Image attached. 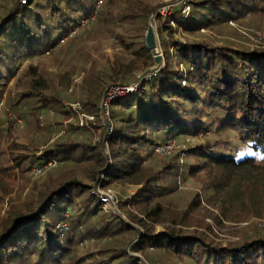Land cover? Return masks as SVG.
<instances>
[{
  "label": "trees",
  "instance_id": "1",
  "mask_svg": "<svg viewBox=\"0 0 264 264\" xmlns=\"http://www.w3.org/2000/svg\"><path fill=\"white\" fill-rule=\"evenodd\" d=\"M2 2L5 4L0 8V116L10 79L16 77L20 66L56 51L64 39L69 45L76 42L101 17L104 5V0ZM181 7L165 19L162 33L172 29V24L189 38L202 31L219 35L230 31L232 22L264 12V0H188ZM147 13L143 18L133 19L147 20L150 10ZM83 21L88 24L77 31ZM162 42L167 49L166 67L144 79L137 91L112 101L110 109L115 102L118 109L115 119L110 110L109 124L104 127L92 124L93 130L71 124L65 133L68 138L43 155L40 147L35 151L33 148V153L17 154L20 151L11 146L9 151L12 155L16 153L14 156L0 152V176L15 182L16 171L25 175L34 164L42 166L51 158L63 162L58 170L94 161L99 165V173L105 175L102 187L123 180L140 186L131 203L138 209L157 207L148 213L150 217L161 212L158 205L177 193L180 184L207 173L218 175L203 190L208 203L219 202L223 207L261 216L259 211L264 212V47H219L204 39L186 42L173 39L168 44L162 38ZM169 45L175 56L171 55ZM135 53L146 59L145 69L155 67L154 56L146 43H141ZM181 67L186 70H180ZM124 70L110 67L102 82L129 84L130 75ZM32 83L33 92L23 94L22 99L33 107L29 118L35 121L37 131H41L40 113L53 109L59 117L68 115L63 111L66 100L48 93L49 85L43 77ZM103 90L89 91L81 99L84 110L98 119ZM57 123L62 125V121ZM11 127L10 121L7 125L0 123L1 132L5 129L9 133ZM99 127L102 132L93 145L94 130ZM46 128L45 132L49 133L51 123ZM190 134L203 135L206 142L189 150L183 164L179 157L167 160L156 157L158 146L175 138L185 139ZM235 141L241 146L236 147ZM55 174L50 175L36 199L30 195L23 205L15 207L2 227L0 264H143L135 255H147L150 251L156 253L154 258L146 259L151 264H264V232L253 229L244 242L228 246L196 230L142 232L123 218L103 212L99 197L91 193L92 187L61 180ZM0 188V194L5 197L14 192L10 184ZM193 197L191 205L201 207L200 194ZM129 216L134 219L132 214ZM106 239H112L113 246L80 254L84 242Z\"/></svg>",
  "mask_w": 264,
  "mask_h": 264
},
{
  "label": "rangeland",
  "instance_id": "2",
  "mask_svg": "<svg viewBox=\"0 0 264 264\" xmlns=\"http://www.w3.org/2000/svg\"><path fill=\"white\" fill-rule=\"evenodd\" d=\"M3 3L5 4V2L0 3V8ZM186 3H188V0H104L101 17L99 16L100 18L96 19L76 42L69 45L64 39L56 51L24 62L17 71L16 77L10 79L4 96L5 102L1 107L0 123L3 121L7 125L10 121L12 130L9 133L5 129L2 132L0 131V152H4L7 156H14L16 153L12 155L9 151L11 146L20 151L17 154L33 153L37 147H40V155H43V152L49 148H53L63 139L66 140L68 137L65 133L70 130L71 124L81 127L82 115H94L86 112L83 108L81 99L85 93L103 88L102 101L107 90L118 85H107L106 81L105 83L102 82L103 74L105 71H109L110 67L117 70L123 68L127 75H130L127 80L129 84L125 86L136 85L139 87L142 79H144L143 76L148 70L144 68L146 59L136 55L135 51L140 48L141 43H146L147 32L153 20L158 35L160 53L164 61L167 49L163 46L162 38H166L168 44H172L173 39L181 42L204 39L219 47H264V12L256 17L249 16L242 21L232 22L230 24L231 30H225L219 35L216 32L202 31L200 35L190 36L189 38L181 28L172 24V29L169 31L165 29L162 33L161 28L165 19L174 11L181 9V5L184 6ZM149 10L150 16L147 20L133 19L135 17H145ZM159 15L161 17H158ZM169 48L171 55L175 56L176 52L172 49V45H169ZM174 61L176 60L174 59ZM31 66L32 68H30ZM180 70L185 71L186 69L181 67ZM38 77H43L46 84L49 85L48 93L58 95L66 100L63 111L65 110L68 113V115L63 116L60 114L59 117L58 112L53 109H50L49 112L42 111L39 121L41 131H37L38 127L35 121L29 118V115H32L33 107L22 99L23 94L33 92L32 81ZM122 97L118 96L116 99ZM77 104L81 105L82 108L78 112L74 109ZM117 109V103L115 102L110 109L114 119L116 118ZM61 121L62 125L59 126L57 122ZM48 123H51L52 126V129L49 130L50 135L45 132ZM92 124L104 127L100 116V119L96 117V120L89 127L81 128L93 130ZM28 127L30 132L27 131ZM101 127H99V130H94L93 145L99 139L102 132ZM163 137L164 139L168 138ZM175 139L185 149L167 155L162 159L179 157L181 164L188 158L189 150L204 145L206 142L203 135L190 134L185 139L184 137ZM234 145L236 147L241 146L238 141H235ZM106 152L107 154L110 153L108 146ZM13 163L15 164L14 160ZM62 164L63 162L54 161V158L44 161L42 166L39 163L34 164L25 175L16 171L15 182L9 181L5 176H0V187L6 188L9 184L14 187L12 195L5 197L0 194V232L10 219L9 217H11L14 208L23 205L30 195H33V198L36 199L42 193L46 181L54 172L61 180H74L92 187L91 193L95 195L98 194V191H112L115 193L119 200L118 206L121 212L118 217L123 218L135 229L142 232H146L145 230L148 229L157 234L177 230L178 228L190 231L196 230L200 233H206L210 239L224 246L244 242L247 237L252 235L253 229L261 233L264 232L263 211H259L262 214L261 216H255L254 214H248L246 210L223 207L219 202L210 204L206 201V194L203 190L214 179L218 178V175L208 176L207 173L202 172L204 175L200 174L195 179L188 180L187 183L183 182L180 184L177 193L158 205L162 208L161 212L148 217V213L157 207L152 205L138 209L134 203H131L137 197L141 189L140 186L123 180L117 181L108 187H102L101 183L105 180V175L99 173V165L94 161L58 170ZM197 194H200L201 207L191 205L194 200L193 196ZM125 202L128 203L123 204ZM100 209L105 212L102 205ZM129 213L134 216V219H131ZM108 214L117 217L112 213ZM123 239L125 240V237ZM113 243L112 239L86 241L79 248L80 254L95 253L98 250L113 246ZM154 255L156 253L150 251L147 255L141 253L135 256L139 257L143 264H151L146 259L147 257L154 258Z\"/></svg>",
  "mask_w": 264,
  "mask_h": 264
},
{
  "label": "built area",
  "instance_id": "3",
  "mask_svg": "<svg viewBox=\"0 0 264 264\" xmlns=\"http://www.w3.org/2000/svg\"><path fill=\"white\" fill-rule=\"evenodd\" d=\"M29 0H23L22 3L26 4ZM94 19V18H92ZM88 24L87 21H83L82 25L77 29L79 31L80 29H83ZM74 33L72 34V36ZM150 78V77H148ZM146 78V79H148ZM133 86H125L118 84L117 86L110 87L107 92L104 95V98L101 101L100 104V111H101V122L102 125L105 126L111 122L110 119V104L112 101H114L118 96H126L130 93H133L137 91L139 87ZM139 86V85H138ZM74 109L78 112L81 110V105L77 104L75 105ZM82 119L80 120V126L81 127H89L91 123H93L96 120L95 115H82ZM189 142V141H188ZM182 149H185V147H181L179 142L176 140H170L164 144H161L158 146L155 150V155L157 158L162 159L166 157L167 155H171L174 152L180 151ZM180 184V181H179ZM97 196L99 197V200L101 202V205L103 206L106 213H112L116 216L121 215L120 209H119V200L115 193L112 191L107 192H100L98 191Z\"/></svg>",
  "mask_w": 264,
  "mask_h": 264
},
{
  "label": "water",
  "instance_id": "4",
  "mask_svg": "<svg viewBox=\"0 0 264 264\" xmlns=\"http://www.w3.org/2000/svg\"><path fill=\"white\" fill-rule=\"evenodd\" d=\"M154 23L155 22L153 20L148 29L147 36H146V45H147L148 50L154 56L155 67L148 70L147 73H145V75L143 76L144 79H146L147 77L155 76L156 73L162 70L165 66L164 58L162 54L160 53V45H159L158 35L156 32V27ZM144 79H142V82Z\"/></svg>",
  "mask_w": 264,
  "mask_h": 264
}]
</instances>
